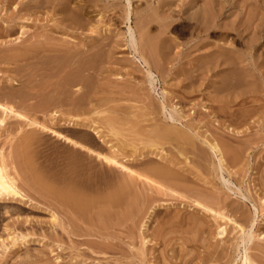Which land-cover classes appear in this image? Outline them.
I'll return each instance as SVG.
<instances>
[{
    "label": "rangeland",
    "instance_id": "1",
    "mask_svg": "<svg viewBox=\"0 0 264 264\" xmlns=\"http://www.w3.org/2000/svg\"><path fill=\"white\" fill-rule=\"evenodd\" d=\"M39 1L37 7L31 3V8L20 14L19 2L28 0H13L9 7L0 2L1 16L7 18L4 14H8L14 19L11 23L8 17L15 31L7 39L0 38V85L5 86L8 97L0 101L37 123L28 126L27 120L9 117L5 129L0 131V151L10 157L9 172L27 198L24 203L0 202V264H264V108L255 111L248 102L253 98L243 95L250 88L248 80L253 79L243 78L244 73L254 72L244 64L240 65L245 66L244 72L235 71L234 63L210 70L211 65L206 62L204 66V59L198 58L205 52L201 48V53L199 47L208 41L211 47L214 42L222 47L223 43L232 44L228 48L233 52L226 53L232 56L225 55V51L223 58L243 56L241 44L232 35L224 34L233 32L223 29L236 20L242 3L71 0L72 7L82 6L86 14L82 19L70 16V21L61 24L63 14L53 8L51 0ZM208 9L213 10L216 21L209 32H221L217 36L196 33L195 20ZM71 19L79 21L72 25ZM146 21L150 26L149 43H153L156 53L149 45L142 51L153 80H149L147 66L129 41L128 26L140 32L139 26ZM29 46L35 51L46 46L62 50L72 56L71 63L52 78L42 72L57 66L51 56H41L35 66H19L15 70L5 60L4 49L13 48V53L19 54ZM147 47L154 54L152 57ZM58 60L56 64L62 62ZM61 74H65L63 78ZM79 74L82 78L77 77ZM256 98L264 101V87ZM170 115L173 121L169 120ZM39 125L50 130H42ZM90 128L100 131L107 144ZM168 128L174 135L165 133ZM51 131L85 149L65 142ZM175 131L182 132L184 138L189 136L187 140L192 138V147L197 151ZM204 139L213 140L222 148L223 170ZM182 142L181 149L184 144L189 148V152L182 149L183 157L178 156ZM88 149L114 157L130 171L104 163ZM162 160L181 163L180 170H175L182 175L187 171L185 175L189 176L180 179L186 186L181 181L178 187L156 178L154 170L167 169ZM197 163L199 167L195 166ZM193 177L194 181L200 180L195 181L200 185L194 183ZM191 181L196 184L192 183L193 188ZM122 186L126 191L117 203L103 201ZM59 189H70L83 206L62 205L56 197ZM198 201L215 211L221 209L217 204L224 202L228 207L225 211L222 208L221 214L234 221L241 212L247 221L244 224L243 218H238V222L252 237L243 241L231 221L202 211L196 206ZM179 212L181 215H177ZM170 216L175 217L174 221Z\"/></svg>",
    "mask_w": 264,
    "mask_h": 264
},
{
    "label": "bare ground",
    "instance_id": "2",
    "mask_svg": "<svg viewBox=\"0 0 264 264\" xmlns=\"http://www.w3.org/2000/svg\"><path fill=\"white\" fill-rule=\"evenodd\" d=\"M219 1V0H218ZM224 1V0H223ZM0 2L1 3H3L4 5H7L6 7H9V5L11 6L12 4V2H13V0H0ZM39 0H28V2H26V3H22V4H20V2H19V5H20V8L18 9V14H20L19 12H23V10H29L30 8H31V6H30V4L31 3H34V7H37V5L39 4ZM74 2V1H73ZM238 2V1H237ZM195 3V2H194ZM222 3V2H221ZM239 3L241 4L242 3V5H241V10H240V14L236 17V20H234V21H232V22H229L228 23V25H225V27L223 28V29H225L226 31H231V32H233V33H225L224 32V34H225V36H227V35H232V38L233 39H235L236 41H238L240 44H241V46H242V48H244V53H243V56H236L235 57V59L233 58L232 60H231V57H229L230 58V60L229 59H227L225 56V58H223L222 56L224 55H222V52L224 53L225 51V55H228V54H226L227 52H233V49H230V48H228V46H231L232 44H228L227 45V43L225 44V43H223L222 45H225V47H222V46H219V45H217V44H215V42H214V47H213V45H212V47L210 46V42L208 43V42H205V43H202V45H201V47H199V50L201 51L202 49H203V51L205 50V52L203 53V54H201L198 58H201V59H204V60H202L204 63H203V65L204 66H206V62L209 64V65H211V69L210 70H214V68H218L219 69V67H221V65L223 66V65H228V66H231L233 63L234 64H237V66L236 65H234V67H235V71H236V69L238 70V69H240L241 71H243L244 72V70L242 69V68H244L245 66H247V65H249V66H251L252 67V70L251 71H253L254 73H252V74H254V75H250V74H246V73H244V76H243V78H253L251 81H249L248 80V82H247V86H249L250 88H247V89H245L244 90V92H243V95L248 99H250V98H253V99H250V101H248V102H250V103H252V106H250L249 105V107H253V109L255 110V111H259L260 109H261V107L262 108H264L261 104H259V101H261V100H259L258 101V98H256V96H257V94L259 93V91H261L262 89H263V87H264V0H241V2H240V0H239ZM18 4V3H17ZM51 4L53 5V8H56V9H58L60 12H62V14H63V17L60 19V23L61 24H63V23H66V22H68V21H70L69 20V18H70V16L72 17V16H76V17H78V18H80V19H82V17H84V15L86 14V9L85 8H83L82 6H77V7H72L71 5V0H51ZM75 4V3H74ZM219 4H220V2H219ZM2 5V4H1ZM42 5V4H41ZM40 5V6H41ZM75 5H77V4H75ZM218 5V4H217ZM18 6V5H17ZM197 6V5H196ZM129 7V6H128ZM209 7H210V5H209ZM225 7V6H224ZM52 8V7H51ZM8 9V8H7ZM215 9H218V7L216 6V8ZM225 9V8H224ZM4 10H5V8H4ZM3 10V11H4ZM201 9H199L198 11H200ZM204 10V9H203ZM219 10V9H218ZM217 10V11H218ZM202 11V10H201ZM8 12V11H7ZM15 12V11H14ZM14 12H13V14H14ZM243 12H245V13H243ZM4 13V12H3ZM6 13V12H5ZM9 14H10V12H8ZM17 13H16V15H17ZM201 13V12H200ZM11 14H12V12H11ZM245 14V15H244ZM4 15H6V17L7 18H5V16L4 17H2L1 16V14H0V38L1 37H3L4 39H7V38H9L11 35H13L14 33H15V31L13 30V25L12 24H10L9 23V18L8 17H10L8 14H4ZM8 15V16H7ZM218 15H220V14H218ZM19 16V15H18ZM199 17H198V19L197 20H195V27L197 28V30L198 31H196V33H200V34H202V33H206V32H209V30L210 29H212L214 26V24L216 23V21H215V16H214V13H213V10H211V9H208V10H206L205 12H202L200 15H198ZM219 17V16H218ZM218 17H216V19L218 18ZM146 18V17H145ZM10 19H12V17H10ZM127 21H129V20H131V17L130 18H128V11H127ZM139 20V19H138ZM141 20V19H140ZM149 20V19H148ZM14 21V19H12L11 20V23ZM78 19H71V22L69 23V24H77L78 23ZM147 22V23H146ZM146 22H144V24L143 25H140L139 26V28H140V32H138V30L137 29H134L133 27H131V26H128V32H129V35H130V43H131V45H132V47L134 48V50L135 51H137L138 53H139V56H140V59L143 61V63L147 66V70H146V73H147V75L149 76V80H153V73L151 72V70H150V65H149V61H148V59L146 58V56L143 54V51L142 50H144L146 47V45H149L150 46V49H151V51H154L153 53L155 54L156 52V49H155V47H153L154 45H153V43L152 44H150L149 43V39H150V34H149V31H150V26H149V23H148V21H146ZM59 23V24H60ZM17 25V24H16ZM15 25V26H16ZM66 25V24H65ZM64 26V25H63ZM221 26V25H220ZM19 28H20V26H19ZM222 28V27H221ZM221 28H219V29H221ZM137 30V31H136ZM151 30H152V28H151ZM210 34H212V36H214L215 34H217V33H219V32H217V31H211V32H209ZM221 33V32H220ZM219 33V34H220ZM227 34V35H226ZM203 35V34H202ZM218 35V34H217ZM217 35H215V36H217ZM198 36V35H197ZM208 36H211V35H208ZM5 37H7V38H5ZM149 37V38H148ZM142 39V40H141ZM9 41V40H8ZM7 40H6V43L8 42ZM203 41V40H202ZM143 42H144V44H143ZM199 42V41H198ZM4 43H5V41H4ZM9 44V42L7 43V45ZM198 44L199 43H197L195 46H198ZM211 44H212V42H211ZM1 45V44H0ZM3 45V44H2ZM227 45V46H226ZM5 47H6V44H5ZM227 47V48H226ZM154 48V49H153ZM202 48V49H201ZM13 48H5L4 50V52L5 53H7L5 56H4V58H5V60L7 61V62H9L10 64H13L14 65V69L16 70V68L17 67H19V66H27L26 68H28V66L29 65H33V66H35L34 64H35V61H37L38 59H40V57L41 56H46V58L45 59H48V57L47 56H51L52 58H55L56 59V61H57V59H59V60H61L60 62L61 63H59V64H56L57 62L55 61V65H57V66H53V68H51V69H46V70H43L42 69V72H44V74L45 75H47V76H49L50 78H52L54 75H56V74H58V73H60V72H62L64 69H66L67 67H69V65H70V61H71V58H72V56H69V53L67 54L66 52H64V51H62V50H59V49H55V48H52V47H44L41 51H35L34 49H33V47H25V49H24V51L22 52V53H19V54H17V53H13V50H12ZM168 49H169V47H168ZM198 50V49H197ZM147 51H148V47H147ZM146 51V52H147ZM150 51V50H149ZM148 51V52H149ZM150 51V52H151ZM199 51V52H200ZM203 51H201V53L203 52ZM86 52H88V51H86ZM148 53V54H152V53ZM243 52V51H242ZM91 53V52H90ZM80 54V53H79ZM78 54V55H79ZM147 53H146V55H148ZM154 54H152V55H154ZM77 55V56H78ZM82 55H83V53H82ZM88 55V54H87ZM91 55V54H90ZM152 55H151V57H152ZM234 55V54H233ZM84 56H86V54L84 55ZM228 56H232V55H228ZM70 57V60L68 59ZM79 57H80V55H79ZM79 57H77V58H79ZM83 57V56H82ZM150 57V58H151ZM73 58H75V57H73ZM76 58V59H77ZM149 58V57H148ZM43 59V58H42ZM45 59H43V60H45ZM80 59V58H79ZM200 59V60H201ZM49 60H50V58H49ZM49 60H47V61H49ZM52 60V59H51ZM50 60V61H51ZM58 60V61H59ZM74 60V59H73ZM78 60V59H77ZM76 60V61H77ZM168 60V59H167ZM199 60V61H200ZM42 61V60H41ZM40 61V62H41ZM46 61V60H45ZM75 61V62H76ZM151 61H152V58H151ZM194 61V60H193ZM201 61V62H202ZM38 62V61H37ZM39 62V63H40ZM52 62H53V60H52ZM70 62V63H69ZM75 62H73V63H75ZM79 62V61H78ZM78 62H76V64L78 63ZM198 62V61H197ZM20 63V65H17V64H19ZM45 63V62H44ZM43 63V65H45ZM72 63V64H73ZM80 63V62H79ZM38 64V63H37ZM36 64V65H37ZM41 64V63H40ZM49 64V63H48ZM50 64L52 65V63L50 62ZM88 64V63H87ZM245 65V66H240V65ZM42 65V64H41ZM53 65H54V63H53ZM40 66V65H39ZM87 66H90V64H88ZM87 66H86V68H87ZM152 66H153V62H152ZM233 66V65H232ZM51 67V66H50ZM80 68L82 67V66H79ZM35 68H37V66L35 67ZM42 68H44V67H42ZM46 68V67H45ZM91 68H93V67H91ZM153 68H154V66H153ZM231 68H233V67H231ZM69 69V68H68ZM68 69H67V73H68ZM72 69V68H71ZM36 70V69H35ZM78 70V69H77ZM85 70V69H84ZM89 70L91 71V69L89 68ZM93 70V69H92ZM30 71H32L31 69H30ZM33 71H34V68H33ZM37 71V70H36ZM41 71V70H40ZM79 71H81V69H79ZM86 71V70H85ZM234 71V72H235ZM241 71H239L240 72V74H242L241 73ZM38 72V71H37ZM73 72V71H72ZM71 72V73H72ZM82 72V71H81ZM88 72V69H87V71L85 72V73H87ZM216 72H218V71H216ZM215 72V73H216ZM231 72H233V70H231ZM238 72V73H239ZM31 73V72H30ZM33 73V72H32ZM40 73V72H39ZM67 73H65V74H67ZM88 73H90V72H88ZM205 73H206V70H205ZM208 73V72H207ZM229 73H230V71H229ZM237 73V72H236ZM237 73V75H238V77H239V74ZM28 75H29V73H27ZM35 74L36 73H34V76L33 77H35ZM40 74H42V73H40ZM65 74H61L62 75V78H63V76L65 75ZM73 74L75 75V73L73 72ZM77 74V73H76ZM213 74V73H212ZM211 74V75H212ZM37 75V74H36ZM44 75V76H45ZM71 76L72 77V75L70 74V72L68 73V76ZM83 75V74H82ZM204 75V74H203ZM210 75V74H209ZM214 75V74H213ZM39 76V75H38ZM43 76V77H44ZM80 76V74L79 75H77V77H79ZM201 76V75H200ZM214 76H216V75H214ZM214 76H212V77H214ZM61 77V76H60ZM66 78H67V75L65 76ZM70 77V78H71ZM76 77V78H77ZM81 78H82V76H80ZM194 77H195V75H194ZM208 77V76H207ZM237 77V78H238ZM195 78H198V76L197 77H195ZM240 78V77H239ZM76 81L74 80V82L73 83H75ZM238 84V82L236 81L235 82V84ZM242 83V81L240 80V85H244L243 83ZM5 84V83H4ZM234 84V85H235ZM236 84V85H237ZM8 85V84H7ZM240 85H238L239 87H242V86H240ZM4 85L3 84H1L0 85V98H3L5 95H6V91L4 92ZM7 87V86H6ZM233 87V89L234 88H236V86H232ZM244 87V86H243ZM245 87H246V84H245ZM244 87V88H245ZM8 88H9V86H8ZM7 88V89H8ZM222 88H224L225 89V87H222ZM6 89V90H7ZM232 89V90H233ZM218 90H221L220 92H222V90L223 89H217V91ZM234 91V90H233ZM7 92H9V91H7ZM228 92V91H227ZM232 92V91H231ZM227 94H229V93H227ZM260 94H262V92L260 93ZM263 95V94H262ZM6 97V96H5ZM4 97V98H5ZM9 97H10V95H9ZM11 97H13V96H11ZM6 98H8V97H6ZM245 98V99H246ZM256 98V99H255ZM245 99H244V101H245ZM2 100V99H1ZM246 102V101H245ZM261 102H263L264 103V101L262 100ZM244 103V102H243ZM249 103V104H250ZM262 103V104H263ZM162 108H164V106L162 105ZM166 108V107H165ZM164 108V109H165ZM221 108V107H220ZM220 110V109H219ZM223 110V109H222ZM252 112V111H251ZM251 114H253V113H251ZM250 114V115H251ZM257 114V113H256ZM259 115V114H258ZM169 116V115H168ZM9 117H16V118H18V119H23V120H27V125L28 126H37V123L36 122H34L33 120H29V119H26L27 117H25L24 115H21V114H19V113H17L14 109H13V107L12 106H10V105H8L6 102L5 103H2L1 101H0V131H2L3 129H5V126L7 125L6 124V122H7V119L9 118ZM251 117H253V115H251ZM258 117V116H257ZM172 120L173 121V118H172V116L170 115V118H169V120ZM73 124V123H72ZM39 127H41L42 128V130H50V129H48V128H45V127H43V126H41V125H39ZM91 128H93V127H91ZM90 128V129H91ZM175 128V127H174ZM95 129V128H94ZM171 129H173V128H171ZM178 129V128H177ZM91 130H93V129H91ZM164 130H166V128L164 129ZM168 131L170 130L169 128L167 129ZM168 131H166L165 133H167V135H174V133H172L173 132V130H170V132H168ZM178 131H182V130H178ZM52 133H54L53 131H51ZM95 135H96V137H100L99 139L102 141V142H104L105 144H107L106 142H105V139L106 138H104L103 137V135L102 134H100V131H98V130H93L92 131ZM176 132V131H175ZM169 133V134H168ZM179 133V132H178ZM177 132L175 133V135L177 136V134H178ZM184 133V132H183ZM180 134V137L181 138H183L182 139V141L183 142H185V144H187L186 142H188V144H189V142H190V144H191V147L193 146V143L191 142V141H193L192 140V138H190L191 140H187V138L189 139V136L187 137V136H185V137H187V138H184V135L183 136H181V134H182V132H180L179 133ZM179 134H178V136H179ZM54 135L55 136H58L59 138H62V139H64L65 140V142H67V143H71V144H73L74 146H77V147H80L81 149L83 148V149H85V147L84 146H82L81 144H79V143H77L76 141H74V140H72V139H70V138H68V137H65L64 135H61V134H59V133H54ZM100 135H102V137L100 136ZM186 135V134H185ZM106 137V136H105ZM207 140V139H206ZM204 141H205V139H204ZM183 142L180 144V146H178V152H179V155L178 156H182V154H183V151L184 150H182L183 148H185V150H187L188 152H189V148H186V147H184V145H183V148L181 149L180 147L182 146V144H183ZM194 142V141H193ZM204 143H206L208 146H209V148L211 149V151L215 154V155H217V157H218V163H219V166H220V168H221V170H223L224 169V167H223V165H224V161H223V156H222V153H223V151H222V148H220V146L218 145V143H215V141H205ZM109 144V143H108ZM190 144L188 145L189 147H190ZM195 144V143H194ZM205 144V145H206ZM110 145V144H109ZM109 145H107V146H109ZM206 145V146H207ZM187 146V145H186ZM111 148V147H110ZM193 149L195 148V146L194 147H192ZM180 149H181V151H180ZM195 151H197L196 149H194V152ZM88 152H90V153H93V154H95L96 156H97V158L99 159H102L103 160V162L104 163H106V164H109V165H113V166H119L120 168H122V169H124V170H128L126 167H124L122 164H120L118 161H116V159H114V157L112 158V157H110V156H107V155H104V154H100V153H96V152H94V151H92V150H89L88 149ZM182 152V153H181ZM185 152V151H184ZM192 152H193V150H192ZM191 152V150H190V153L192 154V155H194V153H192ZM232 152H234V151H232ZM235 153V152H234ZM173 155V154H172ZM185 155V154H184ZM187 155V154H186ZM195 155H197V153L195 154ZM234 155V154H233ZM170 156V155H169ZM160 157V156H159ZM171 157V159H173L172 158V156H170ZM183 157V156H182ZM196 157H199V155L198 156H196ZM9 156L8 155H4V154H2L1 153V151H0V202H6V201H11V202H21V203H24V202H26L27 201V198H26V196L23 194V192L18 188V186H17V184H16V179L14 178V176L13 175H11L10 174V172H9V169L11 168V162H9ZM166 158V157H165ZM167 158H169L168 156H167ZM189 158V157H188ZM192 158V157H191ZM199 158H201V157H199ZM234 158H236V156H234ZM161 159H162V157H161ZM160 159V160H161ZM177 159V158H176ZM187 159V158H186ZM193 159V158H192ZM189 160H191L190 158H189ZM163 161V160H162ZM178 161V160H177ZM177 161H172V160H167V163L165 162V161H163L164 163L163 164H165L166 163V167H167V169H165V168H161L160 169V167H159V169H156V170H154L153 171V174L156 176V178H158V180H160V181H164V182H167L168 180L174 185V186H178L179 185V182L181 181L180 179H181V177L183 178V175H185L186 174V172H185V174H183L182 175V172L180 173V174H178L177 172H176V170L175 169H179L180 170V168L181 167H178V166H182L181 165V163L179 162V163H177ZM188 161V160H187ZM192 161V160H191ZM191 161H190V163H191ZM186 162V161H185ZM187 164L189 163V162H186ZM194 163H196V161H194V162H192V166L194 167ZM153 164V163H152ZM157 164V163H156ZM159 164H157V166H158ZM188 165H191V164H188ZM151 166V165H150ZM163 166V165H162ZM165 166V165H164ZM195 166H198L199 167V164L197 163ZM183 167H185V166H183ZM182 167V168H183ZM158 168V167H157ZM186 168H187V166H186ZM151 169V168H150ZM155 169V168H154ZM183 170V169H182ZM186 170H190V169H186ZM128 171H130V170H128ZM189 172V171H188ZM132 173V172H131ZM184 173V172H183ZM192 173V172H191ZM188 174V173H187ZM143 175V174H142ZM193 175V174H192ZM185 176H189V175H185ZM195 176V175H194ZM143 177L145 178V176L143 175ZM137 178H138V176H137ZM142 178V177H141ZM194 178H196V177H193L192 178V180L194 179ZM139 179H140V176H139ZM185 179V178H184ZM183 180V179H182ZM187 180H188V178H187ZM186 180V181H187ZM197 180V179H196ZM195 180V181H196ZM147 182H148V180H146ZM155 181V180H154ZM168 181V182H169ZM194 181V180H193ZM194 181V183H197V182H195ZM198 181V180H197ZM200 181V180H199ZM198 181V182H199ZM125 183V181H122L121 183ZM149 182H151V181H149ZM158 182V181H157ZM182 183H183V181H181ZM207 183L209 182V181H206ZM228 181H224V183L226 184ZM152 183V182H151ZM188 183V182H187ZM193 182L191 181V183H189V185L191 184V187L193 188V184H192ZM200 183H202V182H200ZM204 183V182H203ZM153 184V183H152ZM155 184V183H154ZM159 184V183H158ZM183 184H185V186H186V183H183ZM119 185V184H118ZM124 185H126V184H124ZM129 185V184H128ZM195 186H196V184H194ZM197 185H200V184H198L197 183ZM204 185H206V184H204ZM165 186V185H164ZM115 187V186H114ZM179 187V186H178ZM113 188V187H112ZM125 187H117L111 194H109V195H106L105 197H104V202L105 203H107V204H114V203H117L119 200H120V198L122 197V194H123V192H124V189ZM186 188V187H185ZM66 189V188H65ZM65 189H59L58 190V192H57V196L56 197H58V199H59V202L62 204V205H64V206H66V207H68L69 206V208L70 207H78V206H83V202L81 201V199L79 198V197H77L70 189H67V190H65ZM72 189H73V187H72ZM114 189V188H113ZM187 189V188H186ZM170 190V189H169ZM126 191V190H125ZM175 191V190H174ZM170 192H173L172 190L170 191ZM102 193V192H101ZM209 193H211V195L212 196H214V197H217V196H215V195H213V194H215V193H212V191L211 192H209ZM208 193V194H209ZM106 194V193H105ZM127 195V194H126ZM183 195V194H182ZM210 195V194H209ZM212 196H211V198H212ZM149 197V196H148ZM199 197V196H198ZM219 197V196H218ZM243 197V196H242ZM132 198V197H131ZM200 198V197H199ZM244 198V197H243ZM148 199V198H147ZM191 199V198H190ZM196 199H197V196H196ZM202 199V198H201ZM200 199V200H201ZM216 199V198H215ZM215 199L213 200V198H212V200L213 201H215ZM221 199V198H220ZM220 199L218 200V201H220ZM128 200H129V198H128ZM191 200H193V199H191ZM204 200H206V199H204ZM207 200H209V199H207ZM211 200V201H212ZM222 200V199H221ZM130 201V200H129ZM223 201V200H222ZM97 202V201H96ZM193 202V201H192ZM200 201H198V202H196V206H198L199 207V209L201 208V210L202 211H205V212H211V213H213V214H215L216 216H220V218L223 220L224 218H227V220H229V221H231L237 228H238V233H240V236L239 237H241L242 239H243V241L245 240V239H250L251 237H252V235H250L249 233H245V230H246V228L243 226V225H241V224H239V220H241L243 217H241L242 216V214H241V212H239V216L240 217H238L239 218V220H238V218H236V216L234 217V219L236 218L237 220H232V218L230 217V219H229V216L227 215V216H223L222 214H221V210H223L224 208L226 209V207H228V206H226L225 204H224V202L223 203H219V204H217V207H221V209L219 210V209H217L216 211L214 210V209H211V208H209L210 206H209V204H208V207H207V205H206V203H204L205 205H203V204H201V203H199ZM125 203V202H124ZM133 204H135V202L133 203ZM147 204V203H146ZM228 205H229V203H227ZM130 206V205H129ZM194 206H195V203H194ZM216 206V205H215ZM226 206V207H225ZM62 207V206H61ZM134 207H135V205H134ZM229 207H230V205H229ZM232 207L233 206H231V211H232ZM109 208V207H108ZM223 208V209H222ZM68 209V208H67ZM73 209H75V208H73ZM72 209V210H73ZM185 209V208H184ZM225 209H224V211H225ZM229 209V211H230V208H227V210ZM235 209V208H234ZM154 210V209H153ZM200 210V211H201ZM219 210V211H218ZM227 210H226V212H227ZM238 209H236L235 211H237ZM176 211L178 212V209L177 210H175V213H176ZM180 211H183V210H180ZM196 211V210H195ZM224 211H223V214H224ZM229 211L227 212V214L229 213ZM81 212V211H80ZM185 212V211H184ZM183 212V213H184ZM196 212H198V210L196 211ZM220 212V213H219ZM226 212H225V214H226ZM233 212V211H232ZM182 213V212H181ZM174 214V213H173ZM185 214V213H184ZM224 214V215H225ZM244 214V213H243ZM172 215V214H171ZM177 215H181L180 214V212L177 214ZM236 215V214H235ZM174 216V215H173ZM182 216H183V214H182ZM231 216V215H230ZM245 216V215H244ZM170 217H172V216H170ZM169 217V218H170ZM177 217V216H176ZM181 217V216H180ZM179 217V218H180ZM184 217V216H183ZM182 217V218H183ZM168 218V219H169ZM175 218V217H174ZM174 218L172 217V220L174 221ZM179 218H177V219H179ZM246 217H244L242 220H241V222H245V221H247L246 219H245ZM167 219V220H168ZM177 219H175V220H177ZM184 219H186V218H184ZM183 219V220H184ZM188 219V218H187ZM190 219H191V217H190ZM181 219H179V221H180ZM189 221H191V220H186V223L188 222L189 223ZM168 222H170V220L168 221ZM168 222H167V224H168ZM193 222V221H192ZM192 222H190L189 224H192ZM238 222V223H237ZM240 222V223H241ZM177 223H178V221H177ZM171 224V223H170ZM170 224H168V225H170ZM172 224L174 225V223L172 222ZM172 224H171V226H172ZM179 224V223H178ZM244 224H246V223H244ZM219 227H221L220 225H219ZM4 230H6V229H4ZM62 230H63V228H62ZM222 232L224 233L225 232V229L224 228H222ZM245 235V236H244ZM2 242V241H1ZM2 243H4V242H2ZM1 246H4L3 244L1 245ZM244 260H246V257L244 258Z\"/></svg>",
    "mask_w": 264,
    "mask_h": 264
}]
</instances>
